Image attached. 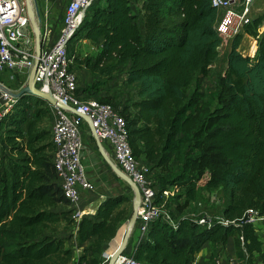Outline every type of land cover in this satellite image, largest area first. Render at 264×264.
Returning a JSON list of instances; mask_svg holds the SVG:
<instances>
[{"label": "trees", "instance_id": "1", "mask_svg": "<svg viewBox=\"0 0 264 264\" xmlns=\"http://www.w3.org/2000/svg\"><path fill=\"white\" fill-rule=\"evenodd\" d=\"M211 1L142 0L140 21L132 0H103L75 33L95 43L103 39L94 58H76V65L103 80L129 65L126 84L136 99L120 113L133 156H144L156 169L175 165L154 180L160 193L167 187L178 193L179 201H172L176 224H153L135 248L138 264H193L205 243L215 258L231 233L239 236L245 264H264L262 243L245 222L249 210L264 212V15L232 41L224 70L214 74L220 39ZM243 34L254 41V57L239 51ZM208 75L213 88L202 91L199 80ZM49 115L45 101L25 96L2 123L14 162L0 175V264H102L106 246L131 217L132 202L109 198L96 220H80L76 247L87 245L78 258L65 239L52 236L60 224L73 228L75 218L71 211H54L71 202L54 183L50 133L38 128ZM210 191L221 193L216 216L212 202L199 201ZM192 213L211 218V224L199 227Z\"/></svg>", "mask_w": 264, "mask_h": 264}, {"label": "built area", "instance_id": "2", "mask_svg": "<svg viewBox=\"0 0 264 264\" xmlns=\"http://www.w3.org/2000/svg\"><path fill=\"white\" fill-rule=\"evenodd\" d=\"M253 1H211L212 7L218 12V21L214 29L220 39L218 47L220 56L221 49L231 44L250 23ZM31 2L34 7V1ZM102 2L103 0H67L63 14L56 22L49 20L48 11L44 12V18L35 16L41 45L40 52L36 56L35 35L27 16L26 1L0 0V127L15 111L19 101L9 92L17 93L26 86L29 73L37 61V88L41 91H50L55 99L70 109L50 107L53 112L50 128L53 145L51 163L62 195L74 204L82 195L93 191V185L85 178L80 161L83 135L80 125L87 123L98 140L111 144L118 179L124 183L131 181L139 191V207L134 225L139 233L138 241L143 242L147 239L154 223L176 224L178 213L170 199L171 188L167 187L166 192L160 193L159 185L153 179L146 162L133 156L125 120L120 113L121 109L101 103L94 96L77 93L76 68L70 59L71 39L75 37L82 15L88 8L97 7ZM133 10L137 13L134 6ZM23 26H27L26 35L20 34ZM4 72H9L10 81L17 80V87L10 88L1 81ZM20 75L23 77L21 78ZM208 77L210 75L199 80L201 90L204 89L203 81ZM2 89H7L8 92ZM131 192L133 203L132 189ZM191 217L199 227L211 224L209 217L194 213ZM263 219L264 212L249 210L245 222L253 226L257 234ZM225 262L238 264L232 258H226ZM114 264H138V262L134 259V252L130 255L122 252L117 256Z\"/></svg>", "mask_w": 264, "mask_h": 264}, {"label": "crops", "instance_id": "3", "mask_svg": "<svg viewBox=\"0 0 264 264\" xmlns=\"http://www.w3.org/2000/svg\"><path fill=\"white\" fill-rule=\"evenodd\" d=\"M33 1H34V6L38 10L39 17L44 18L45 17L44 12L48 11V18L51 22L53 21L56 22L60 19L61 15L64 12V8L67 4V0H33ZM132 1L133 4L135 3L134 8L136 9L139 20L141 21L142 0H132ZM75 40L77 39L74 38V40L71 41V45H72L71 47H73L74 43L75 45L88 44L89 48L91 49V53H83V56L92 57V58L95 57L96 53L99 51L103 43V39H100L98 43L88 40L77 42ZM79 52L77 50V54H79ZM78 59L81 58L78 57ZM74 67L76 68V75H77L76 84H77L78 94H83L85 96L95 95V97H98V99L109 100L112 103L115 102V99L113 97V92H111V90L109 92H101V93H97L95 89L90 91H85L86 87L91 86L92 82H95L94 80H98L99 78L101 79V77H99L96 74H92L89 70L85 69L83 66L75 65ZM124 67L126 70H128L129 65ZM20 77L22 78L23 75H20ZM9 78H10L9 72L2 73L1 81L6 85H8L10 88L11 87L15 88V86L18 84L17 80L10 81ZM124 80H126V74L124 75ZM108 84L110 86L112 83L109 82ZM135 99L136 96L134 100ZM80 127L83 131L82 147L80 151V161L83 167L85 178L89 180L90 183L93 185V191L82 195L77 203L71 204L70 206H59L58 208L54 209V211H58V212L71 211L70 216L75 218V226H73L72 228L74 234H76L78 230L79 222L82 218L96 220L97 209L103 201L109 198L125 196L132 202V197H133L130 186L127 183H124L118 179L117 167L113 159V150L111 144L107 141L98 140L87 123H82ZM1 131L2 130H0V133ZM54 183L58 185L56 179L54 180ZM131 211H132V205H131ZM125 223L127 224V222ZM256 235L258 236V238L262 243V249L264 252V219L260 222ZM119 238L120 237H117L115 241L113 239L106 246L103 254L102 264H109L112 256L119 249L118 247ZM138 239H139V233L134 225L133 229L131 230L128 236L127 243L123 249V253L126 255H130L131 253H133L139 243ZM91 241H93V238L89 239L87 243ZM86 245L87 244L85 243L82 246L81 250L78 251V255L82 253ZM219 249L221 250L222 256L220 254L216 258H212L211 255L212 247L210 243H205L201 248L200 252L196 255L193 264H226L225 262L226 258H232L238 264H245L246 254L244 252V249L242 248L238 234L231 233L228 236L226 244L219 246ZM255 264H261L260 260L258 259L255 262Z\"/></svg>", "mask_w": 264, "mask_h": 264}, {"label": "rangeland", "instance_id": "4", "mask_svg": "<svg viewBox=\"0 0 264 264\" xmlns=\"http://www.w3.org/2000/svg\"><path fill=\"white\" fill-rule=\"evenodd\" d=\"M133 6H135V3L133 4ZM93 10V7L88 8L84 14L82 15L83 19L85 16H87L91 11ZM262 15H264V0H254L252 5H251V13H250V18L251 20H254L258 17H261ZM141 29V26H140ZM259 32L261 34L264 33V21L261 24V26L259 27ZM77 40L75 41H84V39L82 38V36H76L74 37ZM74 39H71V41H73ZM231 43V42H230ZM230 45H227V47H224L223 49H221V56L219 58V60L212 66L213 72H215L214 74H216L219 71H223L224 67H225V55L226 52L229 50ZM72 45L70 44V48H69V52H70V59L72 61V64L75 66L77 64L76 62V58L80 57L83 58V53H91V49L89 48L88 44H80V45H75V43L73 44V47H71ZM77 50L79 52V54H77ZM239 51L243 54V55H247L250 57H254L255 56V52H256V47L254 44V41L252 38H250L248 35L243 34L242 35V39H241V43L239 46ZM78 55V56H76ZM127 73V70L125 69V67H120L115 73H113L111 75V77L109 79H106L103 81V79H98V80H94L95 82H92L91 86H94V89L97 93H101V92H109L111 90V92H113V97L115 99V102L113 103L114 107L118 108V109H122L123 106H127L129 105V103L131 101L134 100L135 98V90L131 87H129L126 84V80H124V75ZM109 82H111L112 84L109 86ZM213 77L210 76L208 77L205 81H203V91L208 90V88H212L213 87ZM17 87V85L15 86ZM96 93V94H97ZM95 97V95H92ZM98 99V97H95ZM53 112L50 109V115L48 118H45L43 120V123L41 125H38L39 129H45L48 133H50V128H51V124H52V116ZM30 115V113H29ZM7 123H4L1 127L0 130V175L2 174V172L5 169H9L12 165V163L14 162L13 157L11 156V154L9 153V147L7 146V144L5 143V137H6V128H7ZM4 135V136H3ZM50 135V134H49ZM141 160L146 162V164L148 165L152 175H153V179L158 178V176L160 174H166L169 172H172L175 170V165L173 164H169L168 166L164 167L163 169H156L154 168V165L151 161L147 160L146 158H144V156H141ZM153 169H156L157 171L154 172ZM177 194L175 193L172 189L170 191V199L171 202H177L179 201V199L177 198ZM221 196L220 191H210V192H203L202 193V197L199 199V201L202 202H212L211 205L214 204V209L211 212L212 216H216V214H218V212L220 211V207H219V198ZM180 205L183 206L186 203H184V199L182 198L180 200ZM131 205H133V203H131ZM206 210V209H205ZM185 211H189V209L187 208V210ZM202 211V210H201ZM199 211V212H201ZM204 213V212H203ZM130 219V218H129ZM128 222V221H127ZM128 224V223H127ZM127 224L125 223L123 228L121 229V235H120V239H119V245L124 237L125 231H126V227ZM66 224H60L59 225V231L58 233L52 234L53 237L55 238H61V239H65L66 241V246L68 248L73 249L74 254H75V258H78L80 255H78V251L81 250L78 249L76 247V243H75V234L73 233V229L69 228V229H65ZM71 235L73 236V238H70ZM221 254V250L219 249L216 257L219 256ZM222 256V254H221ZM215 257V258H216Z\"/></svg>", "mask_w": 264, "mask_h": 264}, {"label": "water", "instance_id": "5", "mask_svg": "<svg viewBox=\"0 0 264 264\" xmlns=\"http://www.w3.org/2000/svg\"><path fill=\"white\" fill-rule=\"evenodd\" d=\"M25 1H26L27 16L29 17V22L31 24V27H32V29L34 31V35H35L36 56H38V54L40 52V47H41L40 40H39L38 27H37V24L35 21V16H38V10L36 9L35 6L33 7L31 0H25ZM20 34L21 35L27 34V26H23L20 29ZM36 66H37V61H35V65L29 73L26 86L23 87L17 93L9 92L11 94V96L13 98H17L19 100L25 96H31V97H35V98H38V99L45 101L50 107L70 110L69 108L65 107L61 102H59L57 99H55L52 96L50 91H41L40 89L37 88V86H36V82H37ZM2 90L8 92L7 89H2ZM127 184L130 186V188L134 192V202L132 205V214H131L130 219L127 222L128 223V229H127V232L123 238L121 246L119 247V249L115 253V255L112 257L109 264H114L117 256L123 252V249L127 243L128 236H129L131 230L133 229L136 218H137V209L139 207L140 194H139V191L137 190V188L135 187V185L131 181H127Z\"/></svg>", "mask_w": 264, "mask_h": 264}, {"label": "bare ground", "instance_id": "6", "mask_svg": "<svg viewBox=\"0 0 264 264\" xmlns=\"http://www.w3.org/2000/svg\"><path fill=\"white\" fill-rule=\"evenodd\" d=\"M127 229H128V224H127V227H126L125 234H126V232H127ZM125 234H124V236H125ZM123 238H124V237H123ZM122 241H123V239H122ZM122 241H121V243H122ZM121 243H120V245H119L118 247H120V246H121Z\"/></svg>", "mask_w": 264, "mask_h": 264}]
</instances>
